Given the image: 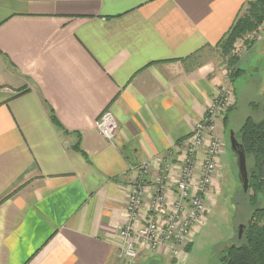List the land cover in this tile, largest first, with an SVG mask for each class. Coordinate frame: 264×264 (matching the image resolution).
Listing matches in <instances>:
<instances>
[{
  "label": "crops",
  "instance_id": "obj_1",
  "mask_svg": "<svg viewBox=\"0 0 264 264\" xmlns=\"http://www.w3.org/2000/svg\"><path fill=\"white\" fill-rule=\"evenodd\" d=\"M248 1L0 0V264H117L132 167L204 118L225 73L203 56Z\"/></svg>",
  "mask_w": 264,
  "mask_h": 264
},
{
  "label": "built area",
  "instance_id": "obj_2",
  "mask_svg": "<svg viewBox=\"0 0 264 264\" xmlns=\"http://www.w3.org/2000/svg\"><path fill=\"white\" fill-rule=\"evenodd\" d=\"M228 83L222 82L204 118L176 144L175 160L161 157L132 167L136 175L127 197V221L120 230L122 248L117 264H137L143 250L180 258L192 243L194 230L206 220L212 186L221 174L220 159L227 148L218 134V120L233 99ZM96 129L106 140L114 141L118 134L114 114L105 111L96 121ZM153 162L156 176L151 174ZM168 191L174 195L172 200Z\"/></svg>",
  "mask_w": 264,
  "mask_h": 264
},
{
  "label": "rangeland",
  "instance_id": "obj_3",
  "mask_svg": "<svg viewBox=\"0 0 264 264\" xmlns=\"http://www.w3.org/2000/svg\"><path fill=\"white\" fill-rule=\"evenodd\" d=\"M248 37L249 43L244 44L245 40H239L236 44V52L241 56L236 65L231 63V57L225 55L221 48L203 56L204 59L218 60L223 66V82H229L233 99L218 120L220 137L227 148L220 159L221 180L215 190L216 198L209 205L206 220L194 230L193 241L184 252L187 257L182 264H222L220 257L223 248L237 240L235 227L241 222L245 223L252 212L249 198L239 181L236 156L229 140L230 131L239 134L248 117L258 121L264 118V23L250 32ZM234 68L236 73L232 76L231 70ZM173 156L171 161L176 158ZM253 164V159H249L248 167ZM252 194L251 190L249 195ZM149 264L178 263L153 257Z\"/></svg>",
  "mask_w": 264,
  "mask_h": 264
},
{
  "label": "trees",
  "instance_id": "obj_4",
  "mask_svg": "<svg viewBox=\"0 0 264 264\" xmlns=\"http://www.w3.org/2000/svg\"><path fill=\"white\" fill-rule=\"evenodd\" d=\"M263 23L264 0H249L218 44L223 53L231 57L233 65L241 58L236 52L237 42L245 40L244 44L249 43L248 34ZM235 70H231L232 76L235 75ZM51 119L59 124L53 112ZM236 137L245 147L247 166L249 159L252 158L254 162L252 167H248L250 188L247 193L244 192L249 198L252 212L244 223L246 228L242 239L226 245L220 259L222 264H264V118L258 121L248 117ZM251 190L253 194L249 195Z\"/></svg>",
  "mask_w": 264,
  "mask_h": 264
},
{
  "label": "water",
  "instance_id": "obj_5",
  "mask_svg": "<svg viewBox=\"0 0 264 264\" xmlns=\"http://www.w3.org/2000/svg\"><path fill=\"white\" fill-rule=\"evenodd\" d=\"M230 147L232 152L236 156V163H237V170H238V177L243 189V192L247 193L250 188V174L248 171L247 166V154L245 147L236 137V132L231 130L230 131ZM250 220H248V223ZM246 228V224L240 223L237 227H235V232L237 233V241H240L243 237L244 231Z\"/></svg>",
  "mask_w": 264,
  "mask_h": 264
}]
</instances>
